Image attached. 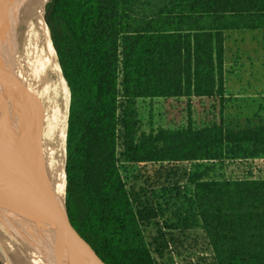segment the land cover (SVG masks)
I'll list each match as a JSON object with an SVG mask.
<instances>
[{
  "label": "trees",
  "instance_id": "trees-1",
  "mask_svg": "<svg viewBox=\"0 0 264 264\" xmlns=\"http://www.w3.org/2000/svg\"><path fill=\"white\" fill-rule=\"evenodd\" d=\"M44 21L71 90V223L107 264H160L144 227L160 212L151 195L129 188L119 146L131 162L264 157V122L241 129L190 122L142 141L136 130L140 98L224 100L225 33L264 29V0H50ZM191 181L202 249L211 254L186 264H264V176L197 172Z\"/></svg>",
  "mask_w": 264,
  "mask_h": 264
},
{
  "label": "rangeland",
  "instance_id": "rangeland-1",
  "mask_svg": "<svg viewBox=\"0 0 264 264\" xmlns=\"http://www.w3.org/2000/svg\"><path fill=\"white\" fill-rule=\"evenodd\" d=\"M254 34L232 32L228 35L224 100L220 97L140 98L136 115L137 140L142 141L144 134L148 135L153 130L178 129L187 127L190 122L195 127L223 122L234 129L263 123L264 54L259 52V37ZM239 47L244 52L239 53ZM13 65L16 67L15 59ZM63 77L60 69L58 83L63 89L58 95L57 82L53 81L52 85L67 120L71 95ZM121 152L122 147L119 146L120 167L129 188L143 197L151 195L160 212L157 219L144 226L153 254L160 264H186L195 262L198 256L211 254L202 249L206 245L204 229L192 202L191 180L197 172L205 178L215 179L264 176V157L243 159L231 156L211 162L199 160L160 164L125 161ZM171 233L176 239H171ZM200 261L210 264L208 260L207 263ZM43 262L47 263L44 258ZM0 263L7 264L1 256Z\"/></svg>",
  "mask_w": 264,
  "mask_h": 264
},
{
  "label": "bare ground",
  "instance_id": "bare-ground-1",
  "mask_svg": "<svg viewBox=\"0 0 264 264\" xmlns=\"http://www.w3.org/2000/svg\"><path fill=\"white\" fill-rule=\"evenodd\" d=\"M49 1L14 0L11 11L17 16L18 23L10 26L9 34L7 33L6 36H9V39L6 38L4 42V54L11 68V75L18 85L19 98L23 105L33 109L37 119L35 122L26 121V117L19 120L16 115L14 118L15 111L10 110L12 111V116H10L9 109V118L7 112L2 110V113L9 131L11 130L13 133V130H23V135L27 139V143L24 140L23 145H38L39 152L48 165V177L57 186L58 191L63 193L64 178L61 168L60 145L64 135L65 111L62 104H56L54 107L51 104L53 109L51 114L47 116L45 108L48 97L46 91L57 90L58 95L59 91L63 89L62 84L58 83L61 68L57 52L44 21ZM19 24L24 26V40H21L18 32H15L16 26ZM12 32L14 35L11 39ZM23 43H29L34 50L37 49L38 57L42 60V67L40 68L46 70L45 74L48 79L45 87L38 85L41 84V72L37 66L29 65L30 61L23 50ZM14 59L16 60V67L13 65ZM53 81L57 82L58 88L56 90L52 85ZM44 89L46 91H43ZM42 118H44L43 123ZM30 219L29 209L12 202L0 183V256L7 264H41V262L43 264V258L46 260V264H76L73 263L71 256L59 249L56 240L48 235L45 226H42L44 225L42 222L39 221L42 224L40 230H35L36 228ZM9 245H12L13 248Z\"/></svg>",
  "mask_w": 264,
  "mask_h": 264
},
{
  "label": "water",
  "instance_id": "water-1",
  "mask_svg": "<svg viewBox=\"0 0 264 264\" xmlns=\"http://www.w3.org/2000/svg\"><path fill=\"white\" fill-rule=\"evenodd\" d=\"M13 2L14 0H0V183L5 190V194L12 202L29 209L31 214L30 220L33 222L35 230H40L41 225L44 224L42 226H45L44 228L48 235L56 240L55 242L59 246V249L63 250L66 255L71 256L73 263L107 264L97 249L73 226L68 214L66 202L68 183V118L67 120L65 119L66 128L62 136L63 139H60L61 168L64 178L63 193L58 191L57 186L48 177V165L39 152L38 145H23L24 140L27 143L23 130H13L12 133L11 130L9 131L7 123L4 120L2 110L7 112L8 118L9 114L12 116L11 112L15 111L14 118L16 115L19 120H23L26 117V121L35 122L37 119V115L33 109L29 106L27 107L25 104L23 105L19 98L18 85L11 75V68L4 54V42L6 38L9 39V36H6L9 34L10 26L18 23L17 16L11 11ZM15 32H18L21 40L25 39L23 25H17ZM13 35L14 33L12 32L10 35L11 39ZM22 46L30 61L29 65L37 66L39 72H41V84L38 85L45 87L48 79L45 74L46 70H41L42 68H40L42 67V60L38 57L37 49L35 48L34 50L29 43H23ZM45 89L43 91H46ZM46 93L48 97L46 98L47 105L45 108L48 116L53 109L51 104L54 107L56 104L60 105V102L55 96L54 91H46ZM43 119L42 123L44 122Z\"/></svg>",
  "mask_w": 264,
  "mask_h": 264
},
{
  "label": "crops",
  "instance_id": "crops-1",
  "mask_svg": "<svg viewBox=\"0 0 264 264\" xmlns=\"http://www.w3.org/2000/svg\"><path fill=\"white\" fill-rule=\"evenodd\" d=\"M232 32H243V33H250L252 35H255L254 33L258 34V45H259V52L264 54V29H247V30H231V31H227L226 34V40H225V47H226V51H225V60H227V55H228V48H227V42H228V35ZM241 48L239 47L238 52H244V50L240 51Z\"/></svg>",
  "mask_w": 264,
  "mask_h": 264
}]
</instances>
